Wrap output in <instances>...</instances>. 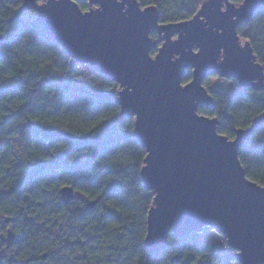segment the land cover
<instances>
[{
	"label": "trees",
	"instance_id": "1",
	"mask_svg": "<svg viewBox=\"0 0 264 264\" xmlns=\"http://www.w3.org/2000/svg\"><path fill=\"white\" fill-rule=\"evenodd\" d=\"M23 1L0 0V264L237 263L236 250L212 226L170 234L164 250L149 253L144 240L154 192L141 179L146 151L134 117L116 101L119 85L65 54ZM76 1L87 10V0ZM137 1L154 4L163 23L191 18L200 4ZM237 30L264 73V8ZM209 77L202 84L214 103L199 113L216 116L218 131L233 139L237 128L264 114V78L246 87L227 78L223 89L210 87ZM46 84L54 87L46 100L51 110L30 117L32 93ZM237 152L247 177L264 185V122ZM65 185L76 194L68 203L60 193ZM95 199V209L86 210Z\"/></svg>",
	"mask_w": 264,
	"mask_h": 264
},
{
	"label": "water",
	"instance_id": "2",
	"mask_svg": "<svg viewBox=\"0 0 264 264\" xmlns=\"http://www.w3.org/2000/svg\"><path fill=\"white\" fill-rule=\"evenodd\" d=\"M90 1L98 7L83 11L76 0H24L21 6L36 14L65 54L119 85L116 101L124 116L134 117V134L146 151L141 179L154 192L144 240L149 253L164 250L170 234L212 226L236 250L239 264H264V185L247 177L237 152L264 114L230 139L218 131L216 116L198 110L214 103L202 85L206 77L235 79L241 87L264 78L249 44L240 47L237 30L264 0L224 8L231 0H210L191 18L165 23L154 4L139 9L137 0ZM154 30L166 41L153 57ZM189 67L192 77L183 84ZM60 193L65 203L76 197L71 186ZM96 204L88 201L86 210ZM11 239L9 233L7 247Z\"/></svg>",
	"mask_w": 264,
	"mask_h": 264
},
{
	"label": "rangeland",
	"instance_id": "3",
	"mask_svg": "<svg viewBox=\"0 0 264 264\" xmlns=\"http://www.w3.org/2000/svg\"><path fill=\"white\" fill-rule=\"evenodd\" d=\"M118 1H120V0H118ZM231 2L232 1H224L222 3V8H224L227 4H231ZM87 3H88L87 9L98 7L97 4L92 3L90 0H87ZM209 3H210V0H200L199 9H202L203 7L209 5ZM232 3L234 4V6H238V4H236L234 2H232ZM138 8L142 9L143 6L138 5ZM150 36H151L152 41H154V43L156 44L155 48L152 51L156 52L158 47H160L163 43H165L166 37L164 36L163 33H158L155 30H154V32L150 33ZM172 39H176V36L174 35L172 37ZM244 44L246 45L247 42L244 41ZM150 56L154 57V54L150 53ZM189 68H191V67H189ZM261 81L262 80H257L255 82V84H253V85H257L258 83H261ZM208 83H209L210 87H215V88L220 87L223 89H228L230 87L229 86L230 82L227 81V78H225V77L222 78L220 76H215V75H212V77H209ZM53 90H54V87H52L51 85H48V84L34 90V92L32 93L33 94L32 99H31L30 103L27 105V107L25 108V112L30 117H33V118L47 117V113L51 110V107L49 105H47L46 100L52 96ZM233 264H239V263L237 261V263H233Z\"/></svg>",
	"mask_w": 264,
	"mask_h": 264
},
{
	"label": "snow or ice",
	"instance_id": "4",
	"mask_svg": "<svg viewBox=\"0 0 264 264\" xmlns=\"http://www.w3.org/2000/svg\"><path fill=\"white\" fill-rule=\"evenodd\" d=\"M233 2L237 3L238 5H243L245 0H233Z\"/></svg>",
	"mask_w": 264,
	"mask_h": 264
},
{
	"label": "bare ground",
	"instance_id": "5",
	"mask_svg": "<svg viewBox=\"0 0 264 264\" xmlns=\"http://www.w3.org/2000/svg\"><path fill=\"white\" fill-rule=\"evenodd\" d=\"M243 44H244V42L240 41V43H239L240 47H243Z\"/></svg>",
	"mask_w": 264,
	"mask_h": 264
}]
</instances>
